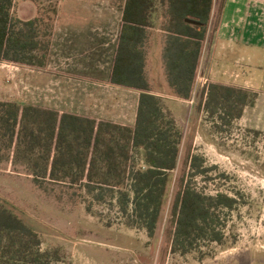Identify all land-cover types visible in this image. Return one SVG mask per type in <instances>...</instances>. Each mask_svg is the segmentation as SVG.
Masks as SVG:
<instances>
[{
    "label": "trees",
    "instance_id": "16d2710c",
    "mask_svg": "<svg viewBox=\"0 0 264 264\" xmlns=\"http://www.w3.org/2000/svg\"><path fill=\"white\" fill-rule=\"evenodd\" d=\"M17 2L0 0V61L43 66L51 44L41 32L43 18L19 19ZM214 4L124 0L107 82L139 93L135 122L0 100V152L10 150L26 162L37 186L60 184L90 203H115L127 227L153 237L178 166L183 131L165 97L152 90L146 72L149 48L158 38L155 32L161 33L168 87L174 97L192 100ZM204 94L208 117L225 125L257 98L249 89L218 82H208ZM203 162L201 156H191L192 177L208 171ZM235 203L234 197L206 194L183 177L171 210L173 252L187 254L201 251L204 243H222L225 231L217 210ZM42 244L39 233L0 202V264L64 261L60 248L43 249Z\"/></svg>",
    "mask_w": 264,
    "mask_h": 264
},
{
    "label": "rangeland",
    "instance_id": "374dc122",
    "mask_svg": "<svg viewBox=\"0 0 264 264\" xmlns=\"http://www.w3.org/2000/svg\"><path fill=\"white\" fill-rule=\"evenodd\" d=\"M123 3L18 0L15 15L23 21L42 17L41 32L51 44L43 66L0 61V100L131 123L137 92L107 82ZM157 35L150 52L163 46L162 34ZM154 77L170 97L166 103L183 141L153 237L127 227L115 203H90L60 184L37 186L27 163L10 150L0 152V202L39 233L43 249L62 250L65 259L56 264H264V130L210 119L203 109L205 86L199 85L188 103L173 99L164 74ZM193 155L204 159L206 173L192 177ZM183 177L206 194L236 199L232 208L217 210L223 242L204 243L201 251L187 254L172 250L171 210Z\"/></svg>",
    "mask_w": 264,
    "mask_h": 264
},
{
    "label": "crops",
    "instance_id": "0c3cea01",
    "mask_svg": "<svg viewBox=\"0 0 264 264\" xmlns=\"http://www.w3.org/2000/svg\"><path fill=\"white\" fill-rule=\"evenodd\" d=\"M156 50L154 47L148 53L146 72L153 71L150 73L153 77L149 76L148 79L154 92L170 98L162 94L154 77L165 75L163 46L159 53ZM150 64L152 70L149 68ZM208 82L228 84L255 92L257 98L251 106L252 110L247 106L235 124L264 130V0H215L198 68L194 97L199 85L204 87ZM138 97L137 92L133 120L128 124L135 122ZM194 97L187 102L193 103Z\"/></svg>",
    "mask_w": 264,
    "mask_h": 264
},
{
    "label": "water",
    "instance_id": "95a60500",
    "mask_svg": "<svg viewBox=\"0 0 264 264\" xmlns=\"http://www.w3.org/2000/svg\"><path fill=\"white\" fill-rule=\"evenodd\" d=\"M187 22L192 23V24H201L200 22L193 20V19H187Z\"/></svg>",
    "mask_w": 264,
    "mask_h": 264
}]
</instances>
